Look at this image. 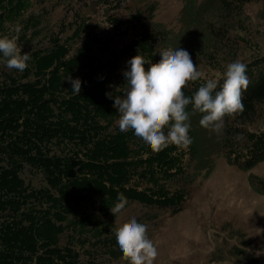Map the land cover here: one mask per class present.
Masks as SVG:
<instances>
[{
    "label": "trees",
    "instance_id": "obj_1",
    "mask_svg": "<svg viewBox=\"0 0 264 264\" xmlns=\"http://www.w3.org/2000/svg\"><path fill=\"white\" fill-rule=\"evenodd\" d=\"M35 1L0 0V38L15 40L21 54L30 56L20 72L9 69L0 53V264L119 260L122 252L108 219L118 193L127 204L176 213L188 196L192 163L203 164L219 154L250 171L264 161V127L246 129L264 103V57L247 65L245 110L225 116L217 134L199 124L201 113L187 107L192 140L187 149L169 145L152 151L133 130H119L113 107L115 95L123 98L126 87L124 74L118 73L120 60L126 72L134 56L154 64L164 48H181L198 59L206 49L225 43L228 16L254 0H181L187 28L177 33L146 23L153 19L154 4L133 11L127 22L137 23L140 30L116 60L108 61L99 60L90 41L82 38L89 29L84 19L66 37L46 26L43 15L34 12ZM111 21L118 28L124 25ZM149 67L144 65L146 71ZM69 76L81 81L80 94L73 92ZM206 82L202 77L190 81L183 92L190 97ZM217 82L215 91L223 77ZM28 172L39 174L43 184H29L24 178ZM90 202L96 212L86 209Z\"/></svg>",
    "mask_w": 264,
    "mask_h": 264
},
{
    "label": "rangeland",
    "instance_id": "obj_2",
    "mask_svg": "<svg viewBox=\"0 0 264 264\" xmlns=\"http://www.w3.org/2000/svg\"><path fill=\"white\" fill-rule=\"evenodd\" d=\"M150 4L157 9L151 22L146 19L148 25L161 24L176 33L187 28L181 0H36L33 8L48 28L64 31L66 37L84 19L89 29L82 38L90 41L99 60L108 61L116 60L120 48L140 30L137 23L127 22L130 13ZM112 19L124 25L118 28ZM225 26V43L192 59L205 80L218 81L227 65L237 60L247 66L264 57V0L242 6L228 16ZM118 66V73L124 74L123 60ZM263 127L264 103L246 129L255 132ZM188 171L193 180L180 211L128 203L115 216L110 212L113 228L133 217L146 224L147 237L158 252L154 264H264V161L244 171L216 154L206 163H192ZM24 178L33 186L43 184L37 173L28 172ZM94 204L88 203L86 209L96 212ZM120 258L106 263L129 264Z\"/></svg>",
    "mask_w": 264,
    "mask_h": 264
},
{
    "label": "clouds",
    "instance_id": "obj_3",
    "mask_svg": "<svg viewBox=\"0 0 264 264\" xmlns=\"http://www.w3.org/2000/svg\"><path fill=\"white\" fill-rule=\"evenodd\" d=\"M16 31H20L17 26ZM0 53L6 66L23 72L30 60L28 53L21 54L15 40L8 36L0 38ZM161 59L157 63L147 61L140 54L128 61L130 71L124 72L126 78L124 97L115 95L113 107L118 109V127L121 132L129 129L141 138L152 151L159 152L169 145L187 149L192 140L188 136L190 128L189 112H199V124L205 129L220 132L225 116L234 117L245 110L242 90L249 86L246 64L235 61L227 65L223 73V84L219 91L217 80L208 79L192 96H186L183 89L188 83L202 77L190 54L181 48H164L159 51ZM145 64H150L146 71ZM72 84L75 94H80L81 81L66 78ZM110 98L112 93L107 94ZM168 128L167 133L164 129ZM118 202L110 208L115 216L127 204L123 193H118ZM117 244L122 259L129 264H154L157 248L147 237V225L138 223L136 218L118 226L115 230Z\"/></svg>",
    "mask_w": 264,
    "mask_h": 264
}]
</instances>
